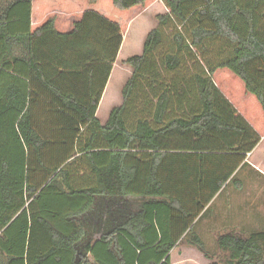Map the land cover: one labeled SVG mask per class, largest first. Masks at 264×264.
I'll return each mask as SVG.
<instances>
[{
	"label": "trees",
	"instance_id": "obj_1",
	"mask_svg": "<svg viewBox=\"0 0 264 264\" xmlns=\"http://www.w3.org/2000/svg\"><path fill=\"white\" fill-rule=\"evenodd\" d=\"M157 1L174 49L155 58L164 33H149L103 124L124 37ZM185 60L188 91L160 86ZM141 78L153 98L131 128ZM263 138L264 0H0V264H172L180 246L212 260L196 222ZM216 243L223 264H264V232Z\"/></svg>",
	"mask_w": 264,
	"mask_h": 264
},
{
	"label": "rangeland",
	"instance_id": "obj_2",
	"mask_svg": "<svg viewBox=\"0 0 264 264\" xmlns=\"http://www.w3.org/2000/svg\"><path fill=\"white\" fill-rule=\"evenodd\" d=\"M166 14L167 11L164 4L158 2L153 4L151 9L147 10L145 14H142L131 23L124 37L123 47L120 49V59L118 60L117 58L113 67L110 89L105 94V97L102 96L99 104L97 116L102 123L107 122L114 108L120 107L123 104V89L128 80L134 75V68L127 65L126 61L131 57L143 54L145 41L149 33L155 29H161L164 33V43L155 52V58L159 59L163 54L174 49L171 26H162L159 21V16ZM184 67L180 73H166L164 71L159 83L160 86L166 87L163 84L164 81L170 84L176 80L178 84L179 79H184V87L182 89L188 91L187 84L190 75L194 72V66L192 62L185 60ZM146 83L144 79H139L133 100L128 105L127 120L131 128L135 126L136 119L141 115L143 108H147V105H145L147 99L153 98V93ZM189 90L192 96V88ZM189 99H191L190 96ZM178 101L177 97L173 99V110L177 112L176 115L178 116L184 115L178 109ZM192 101V106H195V100ZM150 115L151 111L149 110L144 116L149 117ZM234 180L241 182L242 187L238 188L232 184L233 182L230 183L214 199L204 216L195 225L194 230L204 241L207 252L212 257V260L205 259L199 253L186 254V248H181L178 250V253H175L172 264H212L213 262L223 264L221 262L222 254L218 251L216 243L219 235L231 230L245 236L264 232V176L258 175V173L248 168H244L235 176Z\"/></svg>",
	"mask_w": 264,
	"mask_h": 264
},
{
	"label": "crops",
	"instance_id": "obj_3",
	"mask_svg": "<svg viewBox=\"0 0 264 264\" xmlns=\"http://www.w3.org/2000/svg\"><path fill=\"white\" fill-rule=\"evenodd\" d=\"M158 2H161V1H157L156 3H158ZM162 3V2H161ZM149 9H151V7H149L147 10H149ZM165 9H166V7H165ZM147 10L145 11V12H147ZM166 11H167V9H166ZM145 12L143 13V14H145ZM168 12V11H167ZM141 16V15H140ZM138 18V17H137ZM123 43H124V41H123ZM122 47H123V44H122ZM121 47V48H122ZM120 53H121V50H120V52H119V55H118V60L120 59L119 57H120ZM111 80H112V74H111V76H110V79H109V82H108V84H107V86H106V89H105V91H104V94H103V96L105 97L106 95L105 94H107V91L110 89V84H111ZM98 117V116H97ZM100 120V119H99ZM101 121V120H100ZM102 123V122H101ZM106 123V122H105ZM105 123H103V124H105ZM244 168H248V169H250V170H252V171H255L256 173H258V175H262V176H264V138L262 139V141L260 142V144L255 148V150L252 152V153H250L249 155H248V157H247V160H246V165H245V167ZM243 168V169H244ZM243 169H241L239 172H238V174L243 170ZM237 174V175H238ZM179 248V247H178ZM176 249V250H174L173 251V253H172V261H173V257H174V255H175V253H178V250H180L181 248H186L185 249V252H186V254L188 253V254H193V253H199L197 250H195V249H193V248H189V247H184V246H182V247H180L179 249ZM191 249V250H190ZM179 255H180V253H179ZM199 255H202L201 253H199ZM203 256V255H202ZM188 264H190V263H188Z\"/></svg>",
	"mask_w": 264,
	"mask_h": 264
}]
</instances>
